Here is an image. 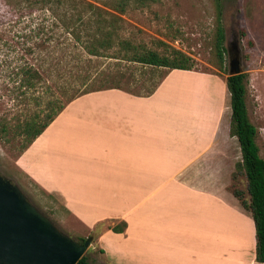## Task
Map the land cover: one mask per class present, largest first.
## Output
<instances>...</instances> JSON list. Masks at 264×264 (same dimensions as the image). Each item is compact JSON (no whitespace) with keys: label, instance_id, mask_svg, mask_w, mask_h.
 Returning a JSON list of instances; mask_svg holds the SVG:
<instances>
[{"label":"crops","instance_id":"1","mask_svg":"<svg viewBox=\"0 0 264 264\" xmlns=\"http://www.w3.org/2000/svg\"><path fill=\"white\" fill-rule=\"evenodd\" d=\"M173 75L210 78L171 69L148 96L118 88L82 94L17 164L42 189L59 195L86 227L125 221L123 232L105 227L98 234L105 264H254V220L229 189L240 148L229 128L226 142L225 132L219 136L222 89L211 121L213 112L197 104L183 106L182 114L192 118L185 114L182 121L156 101ZM178 90L183 96L188 89ZM94 96V119L62 118L65 109ZM74 141L79 149L68 152ZM225 143L234 145L231 156Z\"/></svg>","mask_w":264,"mask_h":264},{"label":"rangeland","instance_id":"2","mask_svg":"<svg viewBox=\"0 0 264 264\" xmlns=\"http://www.w3.org/2000/svg\"><path fill=\"white\" fill-rule=\"evenodd\" d=\"M87 1L99 4L98 0ZM222 2V22L225 27L227 48L222 64L213 47L214 0H151L145 6L128 9L125 14H122V34L135 43H142L157 50H161L159 41H163L190 55L195 60V66L191 69L192 73H200L210 78L202 80L199 79L201 76L195 78L188 75L176 78L174 77L176 75H173L163 84L166 88L159 91L156 101L159 102L160 109L173 108L176 113H179L177 118L179 117L182 121H184L185 114L192 118L188 112L182 114L183 106L188 108L189 105H200L213 112L210 117L211 121L218 109L221 95L218 89L221 88L223 92V101H221L225 106V115L222 117L219 136L223 137L221 134L225 132V142L231 114V109L229 114L227 112L228 104L230 106V95L225 86L226 76L230 71L229 50L233 41L239 52L240 67L248 75L246 83L247 111L251 122L257 128L256 143L259 146L260 155L264 158V0H222ZM40 5L41 3L30 4L28 7L25 0H0V120L6 118L13 123L16 114L24 112V108L27 106L25 102L18 100L19 97L18 99L16 97L15 84L26 75L24 72L18 71L19 67H37L40 64L39 66L42 68L40 71L45 78L38 87V90L41 91L46 89L47 83L51 81H47L48 78L55 79L59 74L60 80H63L70 74L71 69L74 70L73 73H80L89 65L88 55L84 50L70 44L71 36L63 29L58 28L56 23L53 24L54 17L50 16L49 11L41 9ZM40 22L46 26L45 34H52L53 39L48 48L41 51L40 54L37 52L27 53L23 47L30 46L32 41H29L26 36L33 34ZM241 28L247 31L246 37H241L239 33ZM249 40L252 41V45L249 44ZM91 60L92 65L97 68L96 70L103 69L105 72L111 70L116 76L124 73L122 80L125 83L122 85L137 91H143L138 84L151 85L165 73L161 81L164 82L163 79L171 71L167 68L151 70L147 66L113 58L100 57ZM55 69L61 73L54 71ZM178 89L188 90H183L185 95L180 96ZM29 92L30 90L27 91V93ZM48 97L49 95L46 93L43 101ZM171 97H173L172 101ZM95 98L94 96L77 101L74 106L65 109L66 112L62 118L68 120L94 119ZM30 106L33 107L32 102ZM42 106L44 105L42 104ZM33 108L27 111V114L33 111ZM185 110L192 111V109ZM46 113L47 110L41 114L43 118L41 122L46 119ZM186 121L193 122L192 119H186ZM10 133H6V137L0 135V173L18 184L30 201L47 215L63 233L77 241L82 237L92 236L91 244L86 249L85 255L93 264H105L102 250L100 251L97 245V237L102 229L112 226V221L97 223L93 229L83 225L68 211L59 195L45 191L21 171L17 164V158L23 152H21L22 140L19 136H12ZM76 139H81V137H76ZM63 141L65 142V140ZM237 143H234L236 148L239 147ZM225 145L230 156L235 153L232 143H225ZM79 147L80 145L74 141L72 147L67 151H77ZM237 154L238 158H241V154L239 152ZM229 189L231 192L239 190L242 197L248 202L247 179L243 169L239 170L234 166ZM254 264L262 263L255 260Z\"/></svg>","mask_w":264,"mask_h":264},{"label":"trees","instance_id":"3","mask_svg":"<svg viewBox=\"0 0 264 264\" xmlns=\"http://www.w3.org/2000/svg\"><path fill=\"white\" fill-rule=\"evenodd\" d=\"M25 1L28 3V7L30 4L41 3V9L49 11L50 16L54 17L52 23H56L58 28L63 29L71 36L70 44L72 43L73 47L82 48L88 55L89 65L80 73H73L74 70L71 69L70 74L63 80H60L59 74L55 79L48 78L47 81H51L47 83L46 89L41 91L38 90V87L45 78L41 73L40 64L37 67H25L26 69L24 66L19 67L18 71L24 72L26 75L15 84L16 97L17 99L19 97L18 100L25 102L27 106L24 108V112L16 114L13 123L6 118L0 120V135L6 137V133L11 132L12 136H19L22 140L21 152L42 133L70 101L78 96L107 88H118L133 95L148 96L156 90L165 75L164 73L159 80L154 81L151 85L138 84L143 91H137L122 85L125 83L122 80L124 73L116 76L111 70L107 72L103 69L96 70L97 68L92 65V58L125 60L150 67L151 70L160 68L191 70L195 66V60L190 55L163 41H159L162 48L157 50L142 43H135L122 34V14H125L128 9L145 6L151 0H98L99 4L87 0ZM214 5L213 47L222 64L227 50L225 27L222 22L223 2L214 0ZM53 28L50 29L53 30ZM45 33L46 26L40 22L35 32L26 36L32 43L30 46L23 47L24 50L27 53L37 52V54L46 50L53 35ZM239 33L241 37L247 36V31L244 28H241ZM248 42L252 45L251 40ZM48 51L50 53V50ZM54 71L58 72L56 69ZM247 77V72L243 70L226 76V88L230 95L231 108L229 133L231 136H236L241 154L240 160L235 163V168L244 170L249 200L247 202L239 190L232 191V194L237 198L240 206L251 213L255 225V260L264 264V158L260 155L259 146L256 143L257 128L251 122L247 111ZM29 90L30 92L27 93ZM46 93L49 97L43 101ZM31 102L33 107L36 105L35 109L30 106ZM32 108L34 110L27 114V111ZM45 110H47L46 119L41 122L43 119L41 114ZM125 227V221H120L108 228L115 232H123ZM86 238L82 237L78 241L84 242ZM76 264L93 263L84 253Z\"/></svg>","mask_w":264,"mask_h":264},{"label":"water","instance_id":"4","mask_svg":"<svg viewBox=\"0 0 264 264\" xmlns=\"http://www.w3.org/2000/svg\"><path fill=\"white\" fill-rule=\"evenodd\" d=\"M239 52L230 55L229 74L242 71ZM63 233L18 184L0 173V264H76L91 244Z\"/></svg>","mask_w":264,"mask_h":264},{"label":"flooded vegetation","instance_id":"5","mask_svg":"<svg viewBox=\"0 0 264 264\" xmlns=\"http://www.w3.org/2000/svg\"><path fill=\"white\" fill-rule=\"evenodd\" d=\"M232 47H230L229 53L230 55L234 54L236 52V44L232 41L231 42Z\"/></svg>","mask_w":264,"mask_h":264}]
</instances>
